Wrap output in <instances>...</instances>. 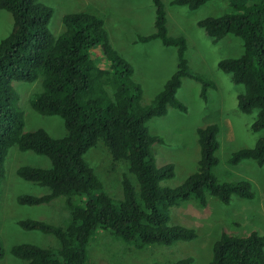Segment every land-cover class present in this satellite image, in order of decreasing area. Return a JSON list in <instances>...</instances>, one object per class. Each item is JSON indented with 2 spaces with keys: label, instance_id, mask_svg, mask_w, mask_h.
<instances>
[{
  "label": "trees",
  "instance_id": "trees-1",
  "mask_svg": "<svg viewBox=\"0 0 264 264\" xmlns=\"http://www.w3.org/2000/svg\"><path fill=\"white\" fill-rule=\"evenodd\" d=\"M208 1L170 0L169 4L196 10ZM152 3L154 31L138 35L137 41L158 39L164 46H174L177 65L150 103L142 105L141 87L132 79L134 68L113 47L102 18L89 12L64 14L63 31L55 36L49 29L53 9L48 4L41 0H0V9L10 12L13 18L11 32L0 41V182L11 146L43 155L50 167L20 166L16 174L24 181L47 187L49 192L39 196L19 194L16 201L33 206L65 196L70 212L64 228L33 218L17 221L23 230L51 234L59 242L58 247L49 248L29 243L12 246L11 254L25 264H86L87 243L99 231L139 249L190 241L196 238L195 230L170 224L171 207L190 198L204 206L208 196L225 204L234 195L254 197L249 181H220L214 174L219 146L215 123L197 129L196 171L176 187L160 185L161 180L173 177L174 166L156 165L152 147L163 140L149 132L147 122L166 115L170 107L186 111L176 97L182 78L201 84L203 100L215 82L189 67L185 37L168 34L164 2ZM230 5V12L204 17L196 24L214 43L228 34L241 38L242 54L220 59L217 66L229 73L235 84L243 86L237 95V107L245 114L256 111L251 129L264 131V0L233 1ZM39 77L42 90L31 96L30 107L42 115L59 116L67 131L64 137L52 138L41 128L23 131L19 96L11 83H31ZM98 141H102L112 162H127L128 172L136 179L134 185L127 174L122 176V197L118 200L104 191L93 168L84 160V154ZM246 159L264 166V135L253 147L233 152L228 162L236 165ZM74 195L84 197L83 206L74 204ZM3 256L0 241V259ZM169 264H193V259L184 257ZM206 264H264V234L222 233Z\"/></svg>",
  "mask_w": 264,
  "mask_h": 264
},
{
  "label": "rangeland",
  "instance_id": "rangeland-1",
  "mask_svg": "<svg viewBox=\"0 0 264 264\" xmlns=\"http://www.w3.org/2000/svg\"><path fill=\"white\" fill-rule=\"evenodd\" d=\"M53 9L49 29L55 35L63 31L62 16L72 12H89L103 19L104 27L116 51L134 68L132 79L141 87L140 103H150L166 80L176 70L177 57L174 46H164L158 39L146 43L137 41L138 35L154 31V5L152 0H41ZM167 12L168 34L182 35L186 39L185 57L189 67L203 77L212 79L215 87L208 88L207 99L200 97L201 84L184 77L176 97L186 106V111L168 108L166 115L154 117L147 122L149 132L161 136L163 142L152 147L156 165L168 163L174 166V175L160 181L161 186L176 187L197 169L199 145L197 129L217 124L218 163L213 169L220 181L246 180L252 185L251 199L232 196L225 204L208 196L204 206L194 198L182 201L170 208V224L193 228L196 238L180 241L170 246L148 245L136 248L108 232L99 231L87 243L86 264H169L184 257H191L193 264H206L212 255V246L222 233L243 236L251 231L264 234V166L254 160H242L229 164L232 153L240 148L253 147L264 131L254 132L251 124L256 111L242 113L237 107V95L243 91L235 84L229 73L217 66L220 59L238 57L243 52L241 38L228 34L218 42H212L196 22L207 16L218 17L231 11L233 1L210 0L196 10L170 5L162 0ZM10 12L0 9V41L12 29ZM42 78L35 81H13L12 88L19 96L18 106L23 112V131L44 129L52 138L64 137L67 133L63 120L56 115H42L29 104L31 96L42 90ZM84 160L93 168L103 184L104 191L118 200L122 197L121 179L127 174L134 185L135 177L128 172L127 162H112L102 141L84 154ZM20 166L50 167V161L32 151H20L16 145L9 148L4 168L5 176L0 182V241L4 256L0 264H25L14 257L12 246L22 243L40 247H58V240L51 234L36 230H23L17 221L33 218L66 227L70 212L65 205V196H58L48 203L20 205L19 194L39 196L49 192L21 179L16 170ZM137 188V187H136ZM77 206H83L84 197L71 196Z\"/></svg>",
  "mask_w": 264,
  "mask_h": 264
}]
</instances>
